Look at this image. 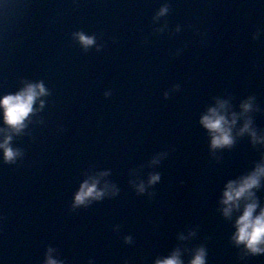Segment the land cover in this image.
Returning a JSON list of instances; mask_svg holds the SVG:
<instances>
[{"label":"water","instance_id":"water-1","mask_svg":"<svg viewBox=\"0 0 264 264\" xmlns=\"http://www.w3.org/2000/svg\"><path fill=\"white\" fill-rule=\"evenodd\" d=\"M249 97H253V109L239 118L236 127L242 125L246 116H251L253 126L264 134V21L243 56L224 100L228 101L230 112L240 113L241 103ZM210 140L211 136L194 177L173 250H181L185 264H189L194 250L201 245L207 248V264H264V253L252 254L232 239L239 213L234 211L232 216H225L220 202L226 182L245 174L264 157V143L253 144L248 133L237 135L230 147L213 149ZM256 192L264 205V181Z\"/></svg>","mask_w":264,"mask_h":264},{"label":"clouds","instance_id":"clouds-1","mask_svg":"<svg viewBox=\"0 0 264 264\" xmlns=\"http://www.w3.org/2000/svg\"><path fill=\"white\" fill-rule=\"evenodd\" d=\"M167 11V7L161 8L160 13ZM82 44L87 47L94 42L95 37L86 35L84 32L75 34ZM46 89L43 81L28 82L17 92H9L0 96V109L3 111L4 122L11 126L12 130L19 132L25 125V120L29 113L35 111L33 104L37 97L45 94ZM253 97H249L241 103L242 112L228 110V101L218 99L217 104L208 107L207 111L200 117L201 124L209 131L211 136L210 146L213 149L230 147L236 142L237 135L248 133L253 144L264 143V134L257 131L253 126L251 116H246L242 125L238 128L237 122L245 113L253 109ZM44 100H40L43 106ZM4 131H7L4 129ZM11 135H6L0 140V148L3 149L5 161H13L19 154V150L12 147ZM105 173H101L104 175ZM160 174L154 173L150 176L148 183L159 180ZM264 181V157L255 163V166L245 174L229 179L220 197L223 205V214L232 216L236 211L239 214L234 221L235 232L232 239L237 245L243 244L252 254L264 253V205H261L260 198L257 196L256 189L262 186ZM99 176L85 179L75 193L74 204H85L92 199H101L107 189L108 184L100 187ZM140 191H144V183L138 186ZM113 190L118 191L113 186ZM259 209V211H257ZM183 239V235L181 236ZM130 239V237L128 238ZM53 249L50 247L46 254L44 264H63V261L51 255ZM207 248L203 245L197 247L189 261V264H207ZM156 264H185L181 250L174 249L169 255L157 259Z\"/></svg>","mask_w":264,"mask_h":264}]
</instances>
